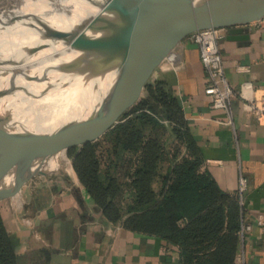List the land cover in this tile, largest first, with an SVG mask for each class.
Masks as SVG:
<instances>
[{
	"label": "crops",
	"instance_id": "crops-1",
	"mask_svg": "<svg viewBox=\"0 0 264 264\" xmlns=\"http://www.w3.org/2000/svg\"><path fill=\"white\" fill-rule=\"evenodd\" d=\"M242 33L247 38L231 39L225 30L219 40L225 76L234 89L250 81L256 93L264 92V18ZM176 53L178 58H168L167 67L159 65L150 78L164 81L180 101L202 168L218 187L235 194L238 175L245 178L242 210L251 227L239 251L244 264H264V124L247 116L236 96L229 123L204 93L197 45L185 37ZM153 186L158 190L159 182ZM0 217L17 264H180L176 248L159 237L107 221L75 175L72 181L49 171L27 180L0 199Z\"/></svg>",
	"mask_w": 264,
	"mask_h": 264
},
{
	"label": "trees",
	"instance_id": "trees-1",
	"mask_svg": "<svg viewBox=\"0 0 264 264\" xmlns=\"http://www.w3.org/2000/svg\"><path fill=\"white\" fill-rule=\"evenodd\" d=\"M122 115L125 122L107 133L105 156L92 141L66 149L74 175L103 217L159 237L176 248L180 264H235L242 207L202 168L180 101L164 81L149 78L144 95ZM0 264H17L1 217Z\"/></svg>",
	"mask_w": 264,
	"mask_h": 264
},
{
	"label": "water",
	"instance_id": "water-1",
	"mask_svg": "<svg viewBox=\"0 0 264 264\" xmlns=\"http://www.w3.org/2000/svg\"><path fill=\"white\" fill-rule=\"evenodd\" d=\"M106 1L117 18L109 26L93 30L98 35L85 33L82 24L69 31L47 29L44 33L46 38L66 41L79 52L64 64L65 72L79 71L88 63L116 69L104 107L50 131L11 133L5 119H0V199L38 175L49 171L66 175L58 163L59 153L66 155L69 146L93 141L112 127L139 99L155 68L188 34L222 27L228 38L245 39L244 26L264 18V0H156V9L145 0ZM50 162L59 165L47 169Z\"/></svg>",
	"mask_w": 264,
	"mask_h": 264
},
{
	"label": "bare ground",
	"instance_id": "bare-ground-1",
	"mask_svg": "<svg viewBox=\"0 0 264 264\" xmlns=\"http://www.w3.org/2000/svg\"><path fill=\"white\" fill-rule=\"evenodd\" d=\"M50 1L49 5L56 6L60 14L59 17L45 16L50 21L45 27L36 25L13 3L0 11V119H5L3 123L11 133L50 131L98 111L104 107L116 76L115 68L102 69L91 63L79 71L65 72L64 64L79 52L64 40L44 36L47 29L69 31L78 24L84 26L88 35H98L99 32L93 30L107 27L117 18L108 2ZM145 2L151 8L159 7L156 0ZM175 57L176 47L160 66L167 67L168 58ZM67 160L61 151L58 163L73 181V169L69 168ZM58 163L50 162L46 168L54 169Z\"/></svg>",
	"mask_w": 264,
	"mask_h": 264
},
{
	"label": "built area",
	"instance_id": "built-area-1",
	"mask_svg": "<svg viewBox=\"0 0 264 264\" xmlns=\"http://www.w3.org/2000/svg\"><path fill=\"white\" fill-rule=\"evenodd\" d=\"M225 30L222 27H208L195 30L186 36L198 48L199 59L205 71L204 93L209 95L212 108L225 111L229 123H232L231 100L236 96L240 99L241 109L245 114L251 116L257 124H264V92L256 93L257 89L250 81H243L237 89H234L225 76L219 50V40L223 37ZM245 188V178L239 174L235 195L241 207L243 206ZM256 222L262 224L261 218H258ZM250 227L251 224L242 216L238 230L240 243L243 240L244 232ZM234 263L244 264L241 251H238L235 256Z\"/></svg>",
	"mask_w": 264,
	"mask_h": 264
},
{
	"label": "rangeland",
	"instance_id": "rangeland-1",
	"mask_svg": "<svg viewBox=\"0 0 264 264\" xmlns=\"http://www.w3.org/2000/svg\"><path fill=\"white\" fill-rule=\"evenodd\" d=\"M50 2H51L50 0H15V1L14 0H0V11L7 4L13 3L14 5L20 7L23 10L24 15L32 19L36 25L38 26L41 25L40 27H45L50 22L47 17L45 18V16L48 15L49 17H59L58 15L60 14L56 6L49 5ZM65 3L67 5H70L69 1H66ZM9 20H13V19H9ZM142 95H144V89H143L141 96ZM155 114L159 116L160 110L158 108H155ZM127 117L128 116L121 115L118 118V121L112 127H110L108 130H106L105 132L97 136L92 141V142H96V144L98 145V153H103L104 156H105V153H108V147H110V137L107 136L108 131H110L115 125L125 122ZM164 125H165V128L163 130L164 132L163 138L166 137L164 145H165V148L171 152L170 138H167L169 127L166 125V123H164ZM67 163L69 165V168L71 169L69 159L67 160Z\"/></svg>",
	"mask_w": 264,
	"mask_h": 264
}]
</instances>
